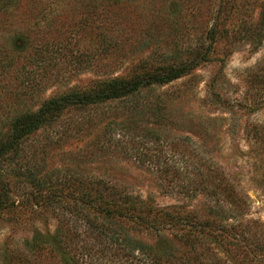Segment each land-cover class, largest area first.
Masks as SVG:
<instances>
[{"label": "trees", "instance_id": "trees-1", "mask_svg": "<svg viewBox=\"0 0 264 264\" xmlns=\"http://www.w3.org/2000/svg\"><path fill=\"white\" fill-rule=\"evenodd\" d=\"M127 2L104 0V12L120 11L130 6ZM252 6L259 11L257 21L241 16L250 9L244 0H217L212 24L189 47L178 45L173 34L174 43L160 47L161 33L146 32V48H123L128 39L119 30L120 19L110 18L104 24V50L96 55L116 58L123 64L120 73L54 92L39 104L34 95L68 85L80 63L62 68L52 82L46 80L52 71L47 67L32 73L19 67L5 83L23 49L10 47V36L0 35V220L23 230L45 226L7 248L0 264H264V223L249 218L247 195L208 157L210 151L174 132L175 99L163 91L203 66L217 65L201 106L230 112L226 60L238 45L258 49L264 43V1ZM167 21L168 16L162 24ZM8 29V20H0V32ZM38 47L25 59L47 58L48 51ZM97 56L91 72L99 69ZM28 89L38 91L29 97ZM190 126L205 128L204 122ZM95 131L85 146L86 151L89 145L104 149L103 175L84 172L83 165L93 169L97 162L86 159L89 152L77 159L66 149L72 139L85 141ZM56 155L77 166L50 167L47 160ZM121 159L153 170L157 186L180 200L162 205L135 193L125 175L116 173L124 171L116 165Z\"/></svg>", "mask_w": 264, "mask_h": 264}, {"label": "rangeland", "instance_id": "rangeland-1", "mask_svg": "<svg viewBox=\"0 0 264 264\" xmlns=\"http://www.w3.org/2000/svg\"><path fill=\"white\" fill-rule=\"evenodd\" d=\"M123 1H128L130 6L120 11L104 12V0H0V20H8L9 23V29L6 33L0 32V35L10 36V47L18 45L23 49L21 58H15L11 69L6 72L8 75L3 76L5 83L19 67L24 66L25 72L29 73L47 67L52 71L45 77L52 82L62 68L71 69L80 63V70L71 77L68 85L52 86L41 95L31 94L38 90L28 89L29 97L34 95V103L39 104L54 92L84 84L94 78H104L108 73H120L123 69L120 61H116V58L105 60L103 56L96 55L104 50V24L110 22V18L120 19L119 30L128 39L122 45L123 48H146V32L161 33L162 38L158 44L160 47L165 48L166 45L174 43L170 38L172 34L177 38L178 45L189 47L196 45L198 37L212 24L217 11V0ZM244 1L250 9H243L241 16L247 19L252 16L257 21L259 11L256 6H252L253 2L264 0ZM167 16L168 21L163 25L162 21ZM175 18L178 19L177 23ZM153 20L157 22V26L151 25ZM136 37L139 42L131 43V39ZM2 42L0 38V44ZM40 44L45 48L39 46ZM154 46L155 44L149 45L152 48ZM37 47L48 51V57L39 63L33 62L31 58L25 59ZM236 47L224 67V93H227L226 96L234 105L230 112L201 106L207 83L216 73L217 65L203 66L195 75L165 87L163 91L167 92L169 98L175 99L174 114L179 123L174 132L179 136H190L195 141L199 140L210 151L208 157L223 168L247 195L250 204L249 218L264 223V43L258 49L245 44ZM66 53H72L73 58L70 59ZM81 56L82 60L78 62L77 58ZM96 56L95 64L99 69L91 72L88 67ZM107 62L108 65L104 67ZM3 77L0 76V80ZM191 122H204V130L190 128ZM97 133L98 131L92 132L85 141L72 139L66 149H72L74 154L79 155L77 159L89 152L86 159H96L97 162L93 166L94 170L89 164L83 165L84 172L103 175L104 149L90 146ZM140 133L143 135L145 131ZM85 144H90L87 148L89 151H86ZM150 152L153 156L156 154L155 149ZM127 159H121L116 164L124 170L116 173L125 175L123 178L130 183L129 187L135 193L151 195L162 205L174 204L180 200V196L171 193L168 188L157 186L159 184L154 180L153 170L134 165ZM47 163L50 167L60 169L65 165L77 166L76 162L64 161L58 155L47 160ZM198 202L199 200L193 204ZM43 225L36 223L31 230H23L0 220V255L14 244L29 240L35 227L45 230ZM53 225V221H50L51 228Z\"/></svg>", "mask_w": 264, "mask_h": 264}]
</instances>
